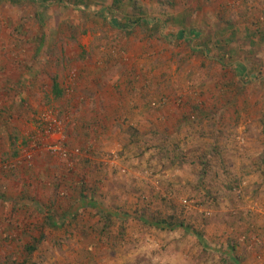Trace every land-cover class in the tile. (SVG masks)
I'll return each mask as SVG.
<instances>
[{
  "label": "rangeland",
  "instance_id": "obj_1",
  "mask_svg": "<svg viewBox=\"0 0 264 264\" xmlns=\"http://www.w3.org/2000/svg\"><path fill=\"white\" fill-rule=\"evenodd\" d=\"M81 2L0 4V168L21 160L0 176V264H264V41L228 44L244 77L197 52L219 30L263 28L264 0ZM132 2L147 24L125 31ZM190 105L209 117L181 122ZM47 207L70 214L63 227H45ZM170 215L203 238L149 223Z\"/></svg>",
  "mask_w": 264,
  "mask_h": 264
},
{
  "label": "trees",
  "instance_id": "obj_2",
  "mask_svg": "<svg viewBox=\"0 0 264 264\" xmlns=\"http://www.w3.org/2000/svg\"><path fill=\"white\" fill-rule=\"evenodd\" d=\"M22 0H0V4L1 3H9V4H14V5H19V3H21ZM40 1V0H38ZM42 1V5L45 7V9L48 8V6H50L51 4H53V2H58L60 5H78V4H82L81 0H41ZM125 1L127 0H112L111 3V7L109 8L111 9H120L124 4ZM133 1V0H132ZM41 5V6H42ZM86 6V5H85ZM43 11L41 13H39L38 15H36L37 20L43 24ZM111 11H110V13ZM174 21V22H178V18L174 17V18H167L165 19V21H161V20H156V21H152L153 24L151 25V31L152 32H158V34L160 35V29H162V27L167 24V22L169 21ZM262 20V19H261ZM181 24V22H178ZM259 23H263V21L259 22ZM258 23V24H259ZM142 24H147L146 21L144 20V13H142L141 11V7H137L135 6V4L132 2L131 5V14H127V17L124 18V21H119V28L124 29L125 31H128V29H131L133 26H142ZM257 26V24L255 25ZM264 26V24H263ZM23 29V25H18L16 27V30L18 31V33H21ZM264 27L260 29V27H256L255 30H251V29H245L243 30V35L244 38L238 39V33L242 32L241 30H236L235 27H232L229 34H227L226 30H219L214 37V40H212V42L208 41L206 42L205 46H203L204 49H202L201 51H197L200 52L201 55H206L207 52H212V54H216L215 60L218 63L221 64H227L230 66H232L235 70H242V77L245 76V72L247 70V67L245 66V64L243 63V61L241 60V49L239 48V45H237L236 47H231L228 46V44L231 41H234V39L238 40V41H243V43H248L249 45H254L257 44V42H262L264 41ZM190 35H192L193 37L196 36V33L194 31H189ZM185 32L184 31H180V37H184ZM34 42H35V52L36 54H39V51L42 49V47L46 44V40L44 39V35L43 34H39L38 36L33 38ZM238 48V49H236ZM191 52H195L194 48H191ZM254 71V69H253ZM236 75V74H235ZM264 81V77L261 79ZM240 85V90L243 89V84L241 81H236L233 85V87L236 88L237 85ZM51 93L55 96V98H61V96L64 94V90L60 88V86L58 85L57 82V78L54 77L52 79V86H51ZM234 97L236 98L237 96L234 94ZM191 106V105H190ZM208 110L205 109V107L201 106V108L199 107V105H192L191 109L186 111V113L183 115L181 122H189V121H195V122H201L202 119H207L209 117V114L207 113ZM213 117V115H210V118ZM137 133V131H136ZM214 150V149H213ZM13 156H17V154L13 153ZM21 163V160L15 162V163H11V166H6L5 168H0V176H4V177H9L8 175H10V172L15 171V167L17 168V166ZM199 174H200V180L201 182H204V180L206 179V177H208L209 172L212 171V166H213V159L212 158H207L206 155L203 156V159H199ZM13 169V170H11ZM0 179H2L0 177ZM203 184V183H202ZM205 187V185H204ZM90 196H93V192L89 193L88 195H83V197H81L80 199L83 200L80 202V204L78 206H93L90 203ZM88 199H87V198ZM76 212V211H75ZM44 214H46V219L48 220V225L45 227L46 228H55V229H60L61 227H63V223L66 221L67 218L70 217V214L67 212H62L60 213V210L58 208H51V207H47L45 209ZM109 216H111V214L108 212ZM107 213H105V216H103V219H105V225L108 226V222L110 217L108 216ZM73 217H75V215H72ZM173 218L172 215H170L169 217H153L150 220L152 222L150 225L157 227L158 229L162 230L164 228H181L184 229L188 232H192L197 238H203V234L201 231H197L196 229H194L193 227H191L188 224H185L184 221H172L171 219ZM104 221V220H103ZM0 224L2 225V221H0ZM44 230V231H43ZM41 231V234L39 235V237H35L32 236L30 238V240L28 242L25 243V245L22 247L21 253H24L26 258H29L34 252H36L38 250V247L40 246L41 242L43 241V239L46 237V231L45 229H43ZM4 231V229H2V231L0 233H2ZM235 247L231 246L230 251H234ZM233 253V252H232Z\"/></svg>",
  "mask_w": 264,
  "mask_h": 264
}]
</instances>
